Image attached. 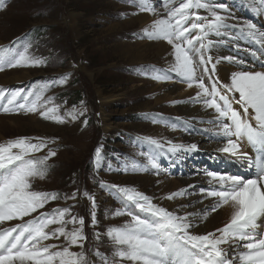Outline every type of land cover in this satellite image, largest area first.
I'll return each instance as SVG.
<instances>
[{
    "label": "rangeland",
    "instance_id": "1",
    "mask_svg": "<svg viewBox=\"0 0 264 264\" xmlns=\"http://www.w3.org/2000/svg\"><path fill=\"white\" fill-rule=\"evenodd\" d=\"M178 3L179 0H170L169 6L176 7ZM201 3H208L210 6L218 3L226 4L227 11L219 9L217 11L220 14L221 11L228 14L227 20L231 17L235 24H240L238 18L234 16L235 11H240L237 15L245 14L247 17H251L264 6V1L261 0H201ZM246 3L249 4V8H246ZM145 4L154 9H161L167 14L165 0H0V42H3L0 44V57L24 53L27 47V56L33 60L43 61V63L31 67L33 70L30 71V77L25 81L15 83V89L17 91L23 89L22 96L32 90L33 95L29 96L30 98L35 99L39 94L41 98H45L43 103L50 101L51 107L59 105L58 112L65 121L67 118L69 121L74 120L67 115L69 111L78 109L83 112V115H77L78 126H75L77 124L69 126L65 124L66 122H64L65 125L61 123L62 127L57 131L53 133L48 131L50 134H46L52 138L47 144L48 147L39 153L32 154L33 158L39 160L41 157L47 156L49 150L55 152V155L46 161L47 167L44 170V175L30 178V182L32 190L55 192L59 194V198L50 200L43 209H38L36 213L25 217L24 221L35 218L40 212H51L55 208L70 207L71 215L82 216L85 219L84 235L87 239L84 241L83 250L89 264H104V257H107L109 264H113L114 259L119 261V264H132L130 261L114 257L115 245L107 235L109 229L123 227L126 223L107 222L109 216L115 215L120 209V203L113 196L114 193L110 192L111 189L115 190L116 197L121 200V207H124L122 193L119 192V189L112 187L115 185L109 181L108 176L122 174L128 170V177L124 179L128 186L131 185L130 183L138 181L141 188L145 189L147 193L157 194L155 198H158L160 193L153 190L154 184L157 183H152L149 179L144 180L148 174L154 173L155 168L150 163L151 156H154L152 153H155L157 159L162 158L159 156L162 153L166 158V161L163 160V162L165 161L167 165L170 164L168 165L170 168L171 166L175 167V175L174 173L172 175V172L169 173L171 178L176 179V175L180 172L178 165L174 166L169 162L171 154L168 149L170 145H163L160 140L141 134L144 130L142 127L148 129L152 126L150 115L153 113L145 109L153 108L156 110L155 115H161L170 121L188 124V127L192 126L196 130H205L208 134L216 133L179 119L171 102L191 94L193 89L187 86V82H181L177 77L167 81L152 78L166 70L162 66L163 60L157 55L158 47L156 45L151 47L150 54L148 53L144 62L135 60L134 53L140 49L141 42H159V39H149L142 35L140 24L137 22L130 23L137 17L138 10L143 9ZM203 9L211 16L208 8ZM198 14L205 16L203 12ZM221 15L224 16V14ZM247 19L252 22L249 18ZM260 21L263 23L264 19ZM75 27L81 31V35L77 36ZM230 32L236 37L238 31ZM237 35L241 36L240 33ZM241 38L245 40V47L261 46L250 38L242 36ZM219 42L222 44L221 38H219ZM229 47V50L233 49L231 46ZM256 54L262 57L264 49L259 48ZM236 56L239 55L236 54ZM243 58V55L239 56L237 57L238 62L231 63L240 66ZM147 60L152 61L148 62ZM14 68L16 69V67ZM18 68L21 67L18 66ZM63 76L67 78L64 83H60L59 79ZM9 77H11L10 74ZM54 81L55 83H53ZM150 81H155L160 85L176 83L181 85L182 89L174 95V98L172 96V99L157 103L151 96L153 88L150 86ZM100 94L110 96L111 101H107L103 105ZM8 98L10 97L5 95V98L2 99L4 106H7ZM18 100L22 99L18 98ZM233 105H235L234 102ZM104 108L107 110V118L112 122L111 129H106L103 124L101 111ZM242 110L241 108L240 112ZM0 114H9V112H4L1 109ZM253 116L254 113L249 121L252 125L256 124ZM40 118L43 121L47 120L41 116ZM85 120L87 121L86 125L84 124ZM46 131L45 127L35 121L18 126L6 119V126L1 128L0 136H2L1 138L4 136V140H12V137L30 138L36 133L40 134ZM208 134L205 135L209 136ZM233 138L235 139V137ZM151 140L158 141L161 147L153 145ZM239 142L240 144L242 142L249 150H255L246 141ZM98 147L101 149L99 163H97L95 155ZM218 147L212 148L207 155L199 150L198 156L195 155L196 162L200 163L204 159L207 161V157L216 153ZM246 153H250L248 155L251 157V152ZM219 154L223 156L222 161L219 162L220 167L228 174L243 176L254 174L256 168L252 160V166L249 167V161H240L236 157H230L224 153ZM180 159L182 167L185 166L191 171L190 167L194 165L193 160L182 155ZM186 169L184 168V170ZM211 171L214 170L211 169ZM102 183L105 185L104 187L101 186ZM98 191L105 197H102V201L96 205L97 224L93 226L92 202L84 193L87 192L90 196L96 197ZM73 192L78 193L75 199H65L66 195L71 197ZM181 200L183 199L181 198ZM110 201L111 204H109ZM124 209L126 210V207ZM71 215L66 219H71ZM24 221L17 219L9 221V224L15 226V224ZM228 222L229 220L223 223V227ZM57 226L59 225H50L49 227ZM65 227L67 230H71L73 225L69 223ZM97 233L100 235L99 239H97ZM255 234L264 236V221L257 224ZM63 239L60 237L59 242L56 241L57 239H52L45 243L53 241L52 244L67 246ZM79 251L81 249L78 247ZM97 252L100 255H97Z\"/></svg>",
    "mask_w": 264,
    "mask_h": 264
},
{
    "label": "snow or ice",
    "instance_id": "2",
    "mask_svg": "<svg viewBox=\"0 0 264 264\" xmlns=\"http://www.w3.org/2000/svg\"><path fill=\"white\" fill-rule=\"evenodd\" d=\"M169 3L170 0H165L167 15L154 20L142 30V35L149 39L164 40L173 48L172 66L152 78L167 81L175 74L181 82H187L189 88L199 89L195 97L189 99L201 103L206 109L214 110L216 115L210 123L217 127L216 136L226 141L216 151L240 161H249L251 167V157L240 150L239 141L247 138L251 144L264 146V71H237L232 73L230 83H222L215 77L216 65L212 63V57L206 53L217 43L209 39L210 35L224 37L229 31H238L242 37L250 38L264 48V32L257 30L251 22L228 23L227 17L217 11H227L224 3L210 6L201 3V0H179L176 7H170ZM200 8H208L211 18L199 15L196 9ZM143 10L155 13V9L147 4ZM27 51L26 47L24 53L0 57V71L43 63L42 60H33L27 56ZM223 59L236 62L235 57ZM205 76L211 82L210 86L206 85ZM66 78L60 77L59 82L64 83ZM22 93L23 89L11 92L7 106H0L2 110L37 112L40 95L37 94L29 102L32 90L23 96ZM236 93L239 94L238 99ZM229 94H232L231 97ZM4 98L5 90L0 89V100ZM18 98L23 102L15 103ZM233 102L240 105L245 116L249 115V109L253 110L255 127L249 120L242 118L241 112L232 106ZM58 109L59 105L48 107L39 111V115L64 123L65 119L58 114ZM67 115L76 119L83 112L73 109ZM84 124H87L86 120ZM36 141L33 142V138L18 137L0 143V225L17 219L24 221L25 217L43 209L50 200L59 198L55 192L32 190L30 178L43 176L47 159L55 155V152L49 150L47 156L39 160L33 158L32 153L48 147L44 138H36ZM151 143L161 147L156 140H151ZM168 143V152L174 156L181 152L199 151L196 143ZM95 155L99 163V147ZM150 163L153 168L159 167L155 159L150 158ZM205 175L211 178L210 184L215 186V190L206 192L207 196L216 201L210 210L216 212L223 205L232 209L231 218L223 228L216 229L215 233L192 234L189 229L195 226L192 223L194 213L177 215L154 204L150 197L135 188H120L126 207L134 206L140 213L148 215L142 217L133 211H117V215L126 214L131 219L123 227L108 230L107 235L115 245L114 257L132 264H235L237 260L240 264H264V236L255 234L258 221H264V166H258L257 174L251 179L220 171L206 170ZM101 186L105 185L102 183ZM201 191L205 192L203 188ZM77 194L73 192L71 197L66 195L65 199H75ZM184 194L185 190L181 189L169 193L167 199H175ZM84 195L92 202V225L95 226L96 198L87 192ZM70 215V207L55 208L51 212H40L35 218L13 227H0V264H89L83 250L87 239L84 235L85 219L74 215L66 219ZM69 223L73 225L71 230L65 227ZM50 225L59 226L50 228ZM96 236L100 238L99 233ZM60 237L64 238L67 246L45 243L52 239L59 240ZM230 242L243 250L230 257L222 247ZM72 246L79 247L81 251H71ZM97 255L100 253L97 252ZM103 260L104 264H109L107 257ZM113 264H119V261L114 259Z\"/></svg>",
    "mask_w": 264,
    "mask_h": 264
},
{
    "label": "bare ground",
    "instance_id": "3",
    "mask_svg": "<svg viewBox=\"0 0 264 264\" xmlns=\"http://www.w3.org/2000/svg\"><path fill=\"white\" fill-rule=\"evenodd\" d=\"M261 1H264V0H261ZM235 4H237V3H235ZM245 6H246V8L250 7L248 3H246ZM172 7H174V6H172ZM241 10H242V8H241ZM196 11L198 13L203 12L205 14V16L211 18V16L203 8L196 9ZM238 12H240V11H235L234 16L236 18H238V21H240V24H242L244 22H250L247 19V18H249L250 20H252L251 23L256 25L257 30L264 32V22L262 23L260 21L261 19H264V6L260 10H257L256 14H252L251 17H247L245 14L237 15ZM221 14H224V16L228 15L223 11H221ZM249 14H251V13L249 12ZM166 15L167 14L165 11L158 9V8L155 9V13H153L151 11H144L143 9H140V10H138L137 17L132 19L130 21V23L135 24L137 22L138 24H140V27H141L140 30H143L145 27L149 26L154 20L161 18V17H164ZM258 18H259V20H258ZM227 21L231 22L230 24H235L234 20L231 17L228 18ZM74 30L77 32V36H78V34L81 35V31L78 28L75 27ZM232 32H234V31H232ZM228 33H230V34H227L224 37H220V36H216V35H210L209 36V39H212L213 41H217L215 47L211 48L206 53L207 55H210L212 57V62L213 63L215 62L214 63L216 65L215 77H218L219 81L222 83H230L231 75L234 72H237V71H264V55L261 57V56H258L256 54V52L259 50L260 47H258V46H255L254 48L245 47V45H244L245 40H243L241 38V36H238L237 32H236V37H239V39H237L230 31ZM219 38L222 39V44H220ZM148 42L147 43H142V42L140 43L141 44V45H139L140 49L136 50V52L134 53L135 60L137 59V61L144 62L145 58L150 54L149 52L151 50V47L153 45H156L158 47L157 55L159 56V58H161L163 60L162 66L164 67V69L168 70L173 64V55H172L173 48H172V46L164 40H162V41L159 40V42H157V43H151V42L148 43ZM1 43H3V42H0V44ZM228 45L231 46L233 49L229 50L230 47ZM262 49H264V48H262ZM253 53H255V55H253ZM236 54H238L239 56H242V55L244 56L243 60H241L240 66H238L236 64H232L231 62L223 59L224 57H235L236 62H238L239 60L237 59V57H239V56H236ZM147 61L151 62L152 60H147ZM219 62H220V64H217ZM20 67H21L20 69L17 66L16 69L14 67H12V68H7L6 71H3V72L0 71V89L5 90V95H7L8 97H9V94L11 92L17 91L15 89V86H14L15 83L25 81L27 78L30 77V71L33 70L32 68L34 66H20ZM209 67H211V65H209ZM22 68H24V69H22ZM166 70H163V71H166ZM9 74L11 75V77H9ZM173 77H176V76L174 75ZM145 83H147V82H145ZM150 83H151L150 86L153 88L151 90V93H152L151 96L154 98V100L157 103H161V102L167 101L169 99H172V96L174 98V95H176L182 89V86L179 84H176V83H173L172 85L169 83H165L163 85H160V84L156 83L155 81H150ZM205 83H206V85L210 86L211 82L207 79V76H205ZM1 84L2 85L7 84V85L2 86ZM9 84H11V85H9ZM143 86H144V84H143ZM192 89H193V92H191V94L179 97L176 100L171 102L175 113H177L179 119L185 120L186 123L191 122L197 127H203L204 129H210L214 132H217V127L215 125H213L212 123H210V121L213 120L215 115H216L214 110L206 109L201 103L192 102L189 98L195 97L197 91H199V89H197L196 87H193ZM100 95H101L100 97L102 98V101H103V105L106 104L107 101H109V102L111 101L110 96H104L105 94L104 95L100 94ZM231 95L232 94H229L230 97H231ZM235 96H236V99L239 98L238 93H236ZM33 99L34 98L29 97V102H31ZM43 99H45V98H41L37 102L38 103V111L35 113H29V112H24V111L18 112V111L10 110V111H8L9 114H0V130L4 125L6 126V119L11 120L13 122V124H16L18 126H20L23 123L25 124V123H30V121H32V122L35 121L37 124L45 127L47 129V131L45 133H40V134L32 133L34 135L31 136L30 138H33V142H37L36 138H44L46 143L49 144L50 140L52 138L49 135L50 133L48 131H51L53 133L54 131H57L58 128L62 127V124H64V123L61 124V123L55 122V121L50 120V119H47L45 121L40 120L41 118H40V115L38 114L39 111H44V110H46V108L51 107V105H52L50 101H45L43 103V101H44ZM17 101L18 102H15L17 104L20 102H23L22 100L21 101L17 100ZM0 106H4L3 100H0ZM233 107L235 109H237L238 111H240V109H241L240 105H238V104L233 105ZM1 109H2V107H0V111H1ZM76 110L78 112H80L78 109H76ZM145 110L152 111V113H153L150 115L151 121H152L151 122L152 126H151V128H148V129L142 127V129H144V130L142 131L141 134L143 136L158 139L161 141V144H163V145H169V143H168L169 141H171L172 144H184V145L196 143L199 147L200 152H202L204 155H207L208 153L211 152L212 148H214L215 146H219L218 148H220V147H222L220 145H224L226 142L224 140L219 139V137L216 136V133L210 132L208 134L207 131H205V130H200V129L196 130L192 126L188 127V124L185 125V123L183 124V123H178L176 121H170L166 118H163L161 115H155L154 112L156 110L153 108H148ZM145 110H143V111L145 112ZM101 112H102L103 124L105 125L106 129H111L112 128V122L110 121V119L107 118V116H108L107 110L104 108V109H102ZM252 113H254L253 110L249 109V115L245 116L243 113V110H242L241 116L243 119L250 121ZM58 114L60 115L59 112H58ZM22 117H25V118H22ZM77 119L78 118L69 121L67 118L65 121L66 122L65 124H67L69 126H71V125L73 126V125L77 124L75 126H78L79 123H78ZM255 126H256V124L253 123V127H255ZM47 133H49L48 136H46ZM205 134H208L209 136H207ZM1 137L2 136H0V143H6L7 141H9V140H4V136H3V138H1ZM12 139H16V138L12 137ZM242 140L246 141V143H248V144H251L248 142L247 138H244ZM242 140H240V141H242ZM251 145L255 148V150H249L241 142L242 152H248V151L251 152V160L254 163V166L256 168L253 175L244 176L246 179H251L257 174L258 166H264V146H261L259 144H255V145L251 144ZM13 151H15V149ZM35 153H39V152H35ZM35 153H32V154H35ZM149 153H151V152H149ZM152 154L154 155V156H151L152 159H155L157 161V164L159 167L155 168L153 171L154 173H152L151 175L148 174L149 178L144 177L145 179L144 178L143 179L144 180L149 179L150 181H152V183H157V184H154L153 190L158 191L160 193V196L158 198H155V195H157V194H155V193L153 194L152 192L147 193L145 191V189L141 188L138 181L130 183L131 185L128 186L124 180L125 178L128 177V175H127V173L129 174L128 170H125L124 173H122V174H110L108 176L109 181L112 182V184H114L115 186H117L116 187L117 189L124 188V187L135 188L139 192L144 193L145 195L150 197L154 204H157L160 207L166 208L169 211H172L173 213H175L177 215L183 216L186 213H194L195 216L192 218V223L195 226L193 228L189 229V231L192 234L204 235L207 233H215L216 229L223 228V223L227 222L231 218L232 209L229 206L225 205L224 207H221L216 212H212L210 210L211 205H213L216 201H215V198L207 196L206 192L208 190H215V186L214 185L211 187L207 186V185H212V184H210L211 178L207 177L205 175V171L206 170L211 171V169L214 171H220L222 173H223V171L225 172V170L222 167H220V164H219V162L222 161L223 156L216 152L214 154H210L207 157V159H208L207 161L204 159V161H201L199 163L198 161L196 162V158H195V155L198 156V152H193V153L181 152L180 154L175 155V156L170 153L171 157L169 158V162L172 163L174 166L178 165L180 167V172L178 173V175H176V179H174V178H171L172 177L171 174L173 175V173H174V175H175V172H176L175 167H173V166H171V168L168 167V165H170V164L167 165V163L165 162L166 158L162 153H160V155H159L160 158L162 156V158H161L162 160L157 159V156L155 155V153H152ZM247 154H250V153H247ZM181 155L185 156V157L188 156L190 159L193 160L194 165H192L190 167L191 171L186 169V167L183 165L184 168L186 169V170H184V168L180 164V163H182V161L180 159ZM163 160H165V161L163 162ZM169 173H171V174H169ZM182 175H184V176H182ZM150 184H151V182H150ZM190 185L193 187H189ZM202 188L205 190V192L201 191ZM181 189L185 190L184 195L178 196L175 199H167V196L169 193L178 192ZM110 192L114 193L113 196H115V199H117L118 202L120 203L119 211L125 212V213L127 211H133V212L140 214L142 217H145L148 215L147 213H140L139 209H137L133 206H129V208L126 207L124 200H123L124 207L123 206L121 207V204H122L121 200L119 197H116L115 190L111 189ZM96 193H97L96 197H95L96 198V205H98L100 203V201H102L101 200L102 197H105V196L102 195V193L100 191H98ZM181 198L183 200H181ZM109 204H111V201L109 202ZM125 207H126V210L124 209ZM205 216H206V218H205ZM130 219L131 218L126 214L125 215H117V213H115V215L113 214V216H111V215L109 216V219L107 220V222L112 223V224H118V223L128 222ZM259 222H263V221H258V223ZM0 227H13V226H11L9 224V221H6V222H4V224L0 225ZM216 235L218 236L219 233H216ZM50 241H47V242H50ZM56 241H58V240H56ZM52 243H53V241H52ZM64 244H66V243H64ZM222 247H224L228 251L230 257L236 255L239 251L243 250L242 247L233 246L231 244V242L228 244L222 245ZM71 251L78 252V247L72 246ZM235 264H240V261H238V260L235 261Z\"/></svg>",
    "mask_w": 264,
    "mask_h": 264
}]
</instances>
